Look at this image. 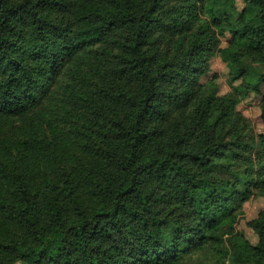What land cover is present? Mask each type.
<instances>
[{"label":"trees","instance_id":"16d2710c","mask_svg":"<svg viewBox=\"0 0 264 264\" xmlns=\"http://www.w3.org/2000/svg\"><path fill=\"white\" fill-rule=\"evenodd\" d=\"M243 1L0 0V264H264V211L256 246L237 230L264 197L236 109L264 87V0Z\"/></svg>","mask_w":264,"mask_h":264},{"label":"rangeland","instance_id":"374dc122","mask_svg":"<svg viewBox=\"0 0 264 264\" xmlns=\"http://www.w3.org/2000/svg\"><path fill=\"white\" fill-rule=\"evenodd\" d=\"M239 10L245 7L243 0H236ZM230 36L227 35L222 39L221 47L225 48L229 45ZM210 72L201 78L202 83L214 80L218 87V94L223 96L232 92L229 86V68L225 62L218 56H211ZM236 86L239 82L235 83ZM264 98V87L260 94L250 93L243 98L242 102L237 105V111L240 112L249 122L254 136L257 137L264 133V124L262 121L261 103ZM15 131V129H14ZM13 131V132H14ZM264 211V197L262 195L255 196L252 200L245 203L242 214L239 216L237 230L242 233L246 239L256 246L259 242L258 235L252 228L248 226V222L254 220L258 215ZM218 256L214 252L201 253L198 255L190 256L188 259L189 264H215Z\"/></svg>","mask_w":264,"mask_h":264}]
</instances>
